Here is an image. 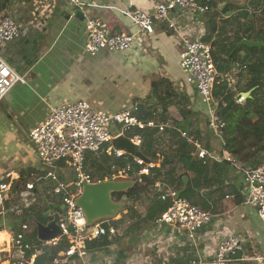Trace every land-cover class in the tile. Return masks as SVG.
<instances>
[{"label":"crops","instance_id":"obj_1","mask_svg":"<svg viewBox=\"0 0 264 264\" xmlns=\"http://www.w3.org/2000/svg\"><path fill=\"white\" fill-rule=\"evenodd\" d=\"M81 1L85 5L77 8V11L83 12V21L71 16L75 6L68 0H11L8 6L15 3L17 16L7 14V9L0 13V17L9 15L22 27L20 39L17 38L20 41L16 42V39L9 43L12 44L11 53L7 58L2 54L1 56L21 78L25 79V83H18L0 105V174L13 172L16 187L8 202L9 214L4 220H0V231L4 229L0 236L18 233L20 226L27 224L31 228L28 239L33 240L37 231L35 223L40 222L36 217L37 203L40 199L44 203L42 214L45 219L51 220L53 215L57 213L60 215L64 210L63 205L59 204L60 199L48 193L52 182L45 179L38 155L27 136L34 127L45 122L53 107L66 102L87 101L109 114L137 107L136 116L140 120H152L167 127L168 133L158 136L156 146L157 153L161 152L165 157L177 154L179 143L177 140L180 136L176 133L185 123L183 115L188 116V111L201 114L197 119L191 120V133L195 134L200 127L202 133L207 134L204 124L208 115L207 105L180 66L184 49L180 35L169 31L167 23L161 21L156 22L153 33H141L138 27L123 15L127 10L153 13L156 6L167 0ZM207 1L211 4L220 3V10L227 5H238L236 8L233 7L234 11L219 20L222 32L214 36V44L218 45L212 47L216 57L222 58L224 55L222 52L220 56V45L224 48L232 47L229 53L237 51L236 54L242 60L250 55L254 56L251 51L237 48V41H241L240 47L244 46L243 41L260 44L259 48L264 46V0L235 2L199 0L200 4ZM173 15L183 32L205 37V15H197L189 10H178ZM86 18L102 20L114 32L136 35L134 46L127 53L101 52L96 56L90 55L86 50ZM256 55L260 57V52ZM223 58L227 59L226 56ZM247 65L246 62H235L225 76L228 79L232 75L236 76L239 90L235 92L237 97L243 96L242 103L251 95L245 92L250 80ZM236 66L240 70L238 73L233 71ZM19 68L26 70L25 74L18 72ZM160 79H165L173 86L175 90L173 94L178 95L176 98L165 103L156 101L152 85ZM124 137L132 140L135 134L134 132L130 136L125 134ZM197 141L201 143L200 140ZM211 143L214 152L210 153L213 157L223 158L224 153H228L223 148L221 140L219 142L212 139ZM201 146L203 147L202 143ZM195 154L196 149L193 155ZM234 157L238 163L236 165L233 163L231 167H236V170L230 173L225 186L216 185L200 193L204 205L199 206L213 215V221L197 232L194 238H190L186 231L175 230L165 224L144 223L147 199L162 193L154 187L143 197L127 201L121 215L112 220L116 224L113 225L112 222V225L116 229L119 228L117 238L128 237L133 240L136 235H141L146 239L131 241L135 249L128 250L127 253L113 245L117 238L109 240L111 244L105 250H88L86 264H105L109 261L141 264L134 258L136 251L143 254L152 253L155 256L154 264H163L164 259H170L169 264H191L204 258H213L220 242L229 236H237L243 242V251L240 254L242 260L238 259L233 264H264V223L257 211L246 204L243 181H239L241 175L239 172L242 169L261 167L262 162L249 157L246 153ZM87 158L90 166L93 160H102V155ZM170 159L177 162L178 157ZM119 160L125 163L120 168L111 167V172H116L112 179H117L115 177L118 171L127 165H131V172L137 169L132 157L115 159L112 162L119 164ZM90 170L96 171L91 168ZM131 172L126 176L127 179L138 178L135 172L133 175ZM72 175L71 170H58L62 182H71ZM102 176L107 178V174ZM156 181L159 182L161 179ZM28 184L34 185V189L29 196L31 198L23 203L19 193H23ZM225 187H229V191L224 192ZM239 197L243 198V202H239ZM31 200L36 201L35 205L30 203ZM47 209L50 211L49 217H45ZM18 210L21 211L20 214ZM136 225L141 228L136 232L130 230V227ZM123 228L125 231L119 234ZM127 245H130L128 239L122 246ZM66 248L60 250L57 255ZM143 260L150 261L146 256ZM70 264L81 262L74 259Z\"/></svg>","mask_w":264,"mask_h":264},{"label":"built area","instance_id":"obj_2","mask_svg":"<svg viewBox=\"0 0 264 264\" xmlns=\"http://www.w3.org/2000/svg\"><path fill=\"white\" fill-rule=\"evenodd\" d=\"M75 9L71 16L75 17L77 8L85 5L81 0H68ZM178 10H189L194 14L205 15L213 12L210 1L200 4L199 0H167L156 6L153 13L143 10H127L123 15L138 27L141 33L154 32L156 22L167 23L168 29L180 35L183 44V53L180 66L186 73L189 82L192 83L203 102L207 105L209 128L216 135H220L221 129L226 123L218 114V100L214 89L217 78L220 76L214 60L213 48L210 43H205L202 36L188 34L179 29L174 13ZM21 25L11 16L0 17V48L12 43L21 35ZM87 41L86 50L96 56L101 52L127 53L136 42V35L114 32L108 25L99 19L86 18ZM24 82L17 72L8 65L0 53V105L7 98L10 91L18 84ZM138 108L109 114L95 108L87 101L66 102L50 109L45 122L34 127L28 139L38 155L41 170L45 173V179L56 183L50 187L48 193L60 199L59 204L64 206L60 214L59 227L61 234L48 242L29 240L30 226L23 224L17 233L8 234L3 241L0 239V264H37L48 248H56L61 244H67L65 251L52 259L50 264H70L74 259L86 264L88 258V243L102 237H113L117 229L110 224L112 220H103L86 227V219L83 210L78 206L77 199L83 191V184H95L109 180L105 176L97 178L87 164L88 153L99 157L107 155L115 159L127 157L126 151L116 147L115 140L125 133L135 129L158 128L160 133L167 129L165 125H158L155 121H142L136 114ZM181 138L193 145L196 153L202 160L216 159L219 162L234 163L229 153H224L223 158L213 157L201 143L187 131L179 129ZM136 148L142 145L139 135L131 140ZM131 156V155H130ZM133 163L140 170L137 177H150L154 171L160 168L165 156L158 152L156 161L144 160L132 156ZM68 169L73 172L74 179L65 183L59 179L58 170ZM132 171L131 165L118 171L117 179H127ZM245 202L257 211L259 218L264 223V166L242 169ZM142 179L140 180V182ZM13 172L0 174V220H4L9 214L8 202L16 187ZM34 185L28 184L26 190L20 193L24 203L31 195ZM155 189L162 190V182H155ZM176 192L168 190L161 193L162 201L172 200L170 208L159 218L157 224H165L175 230L186 231L190 238L213 221V215L201 206L193 204L189 200L177 197ZM20 212L21 211H17ZM2 229L0 232H3ZM1 234V233H0ZM4 235V234H3ZM243 251V242L237 236H229L222 240L211 259H201L191 264H233ZM105 264H127L126 262L109 261Z\"/></svg>","mask_w":264,"mask_h":264},{"label":"trees","instance_id":"obj_3","mask_svg":"<svg viewBox=\"0 0 264 264\" xmlns=\"http://www.w3.org/2000/svg\"><path fill=\"white\" fill-rule=\"evenodd\" d=\"M11 0H0V13L3 12L8 8V4ZM236 0H229V2H235ZM211 4V3H210ZM220 3L213 2L211 6L214 8L213 12H209L205 14L204 16V25H205V37L203 38V41L205 43L212 44V47L214 48L215 41H213L214 36L218 34V32H222V29L220 28V22L219 20L223 19L224 15H228L233 9L232 5H227L222 10H220ZM238 5H235L236 8ZM171 31V30H169ZM219 33V34H220ZM240 42L237 41L236 47L240 49H246L248 51H251L254 56L250 55L246 59H241L239 55L236 54L237 51L229 53L226 51H222L224 54H226L227 59H222L220 57H216V55L213 52L214 60L217 65L218 71L220 76L217 78V82L214 89V94L216 99L218 100V114L220 115L221 119L226 123V127L224 129H221L220 135H217V137L222 141L223 140V146L225 150L233 155H236V149H235V143L237 142L238 137H243L246 135H249L250 133L245 128V124H249V116L251 114H255L256 117H262L264 116V101L261 102V98L258 95L260 91H264V46L263 47H254L250 48L247 46H241ZM221 46V45H220ZM219 47V46H218ZM257 52H260V57L257 54ZM236 54V55H235ZM243 63L246 62L248 65L246 66L248 69V73L251 76L250 80L248 82V88L245 89V92L251 93V95L246 100L245 104L246 107H242V105L236 104L234 107H232L227 112H222L226 106H228L231 102H233L236 98V90L233 91L231 88H229V82L227 78H225L226 74L231 70V67L233 63ZM240 74L238 75V79L240 81ZM239 85V83H237ZM153 89H154V98L156 101L165 103L168 100H171L172 98H176L173 92L175 91L173 86L166 81L165 79L157 80L153 83ZM161 90L159 91V89ZM197 91V89L195 88ZM237 90H239L237 88ZM241 92V91H240ZM198 93V92H197ZM189 115H183V121L185 122L182 126H180L181 130L187 131L190 134L191 133V120L193 118H198L201 116L199 112L192 113L191 111H188ZM187 113V114H188ZM204 121V120H202ZM147 122V121H145ZM204 124L207 128V132L212 134L211 129L209 128V120L205 119ZM202 128L198 127L195 131V139L200 140L203 147L206 148L210 152L213 149V145L211 143V138L208 136H205L202 133ZM257 132H261L262 136L259 137V141L261 143H264V126L258 127ZM135 135H139L142 138V145L140 147H137V150L141 152L144 157L147 160L156 161V155H157V138L160 134L168 133L167 129L164 131V133H160L158 128H151V129H135L132 130ZM130 132V131H128ZM126 132V133H128ZM176 133L175 131H173ZM125 133V134H126ZM179 134V133H176ZM180 136V134H179ZM208 140H207V139ZM178 143V152L173 157H165L164 162L161 164L160 169H156L154 171V175L143 178L140 183L137 184V186L130 190V192L127 194V201H129L132 198H141L145 195V193L155 187V182L158 179H161L162 182V193H166L168 190H171L173 192H181V197L189 200L193 204L196 205H204V202L201 199L200 193L203 190L209 189L211 187H215L216 185H219V187H224L226 179L230 176L231 170H236V167L233 166L232 162L222 161L219 162L216 159H208V160H202L199 158L198 154L193 155L195 152V147L193 145L188 144L184 139L181 138L177 140ZM95 156V155H94ZM93 156V157H94ZM97 157V156H95ZM127 157H132L130 155H127ZM177 162L170 158H177ZM95 159V158H94ZM124 161L119 160L118 166L124 165ZM177 163V164H176ZM87 164L89 165V161L87 159ZM89 168L96 169L102 175L111 172V167L106 166L103 163H100L99 160H93ZM137 169H135V173L138 174V171L140 168L135 165ZM256 168V167H255ZM134 172H131V175L134 174ZM104 173V174H103ZM184 177L189 178V183L185 185L183 179ZM23 191V189H22ZM20 194V193H19ZM123 198V195H115V199L118 201H121ZM144 199V198H143ZM239 202H243V198L239 197ZM147 215L145 218L144 223H155L161 216L170 208L172 205L171 199H166V201H162L160 198V195H157L156 197H153L152 199H147ZM41 223L46 224L47 222H43L39 220ZM125 221V220H124ZM113 225H116L114 221ZM141 227L134 226L130 227V230L136 232V230H139ZM37 231H35V234L33 236V240H37ZM30 240V239H29ZM110 239L108 237H102L101 239L92 241L88 243V250H96V249H106L110 246ZM67 244L63 243L59 247L56 248H48V252L41 257L37 264H50L52 262V259L57 256V253L66 248ZM239 255L238 259H241ZM237 259V260H238ZM236 264V263H235Z\"/></svg>","mask_w":264,"mask_h":264},{"label":"water","instance_id":"obj_4","mask_svg":"<svg viewBox=\"0 0 264 264\" xmlns=\"http://www.w3.org/2000/svg\"><path fill=\"white\" fill-rule=\"evenodd\" d=\"M71 17V16H70ZM68 17V18H70ZM75 17L81 21L84 20L83 12L77 11ZM242 45L247 47H259L260 44L243 41ZM243 96H238L222 111L227 112L236 104L242 103ZM116 147L119 150L126 151L127 154L141 159L147 160L144 155L139 152L135 144L124 136H120L115 140ZM147 178L142 176L141 179ZM139 177L135 179H110L95 184H83V191L81 196L77 199L78 206L83 210L86 227L94 225L96 222L103 220H115L119 217L121 212L126 208L127 194L134 189L141 180ZM185 185L189 183V178L184 177ZM181 192H178L176 199H179ZM115 195H123L121 201L114 199ZM64 208V206H63ZM50 216L49 209L46 210L45 217ZM60 215L59 213L53 215L48 223L43 224L36 222L37 239L40 242H48L58 238L61 234L59 227Z\"/></svg>","mask_w":264,"mask_h":264},{"label":"rangeland","instance_id":"obj_5","mask_svg":"<svg viewBox=\"0 0 264 264\" xmlns=\"http://www.w3.org/2000/svg\"><path fill=\"white\" fill-rule=\"evenodd\" d=\"M14 6H16L15 5V3H13V4H11V6H8V8H7V11H6V13L7 14H11L12 16H14V17H16L17 16V14L15 13V11L17 10V8H15ZM234 7V6H233ZM234 9L235 8H233V9H231L230 11H234ZM3 12H5V11H3ZM2 12V13H3ZM197 15H200V14H197ZM203 17V16H202ZM20 39V38H19ZM19 39H17L16 40V42H18V41H20ZM15 42V43H16ZM14 44V43H13ZM27 44V43H26ZM10 45H12V44H7V45H5V46H3V47H1L0 48V53L4 56V58H7L8 57V55L11 53V51H10ZM232 47H230V48H228V47H225L224 48V46H220V48H219V51H220V56L222 55V51H226V52H228L230 49H231ZM223 56H226V54H224ZM223 56H221L222 58H223ZM223 59H225V58H223ZM232 68V67H231ZM233 71L234 72H236V73H238L240 70H239V67L238 66H236L235 68H233ZM18 72H20L21 74H25V72H26V70H22V69H18ZM249 77H251L250 75H249ZM227 80H228V82H229V88H231L233 91H235V90H237V88L239 89V85L237 84V78H236V76H234V75H232V77L231 78H227ZM236 92H238V90L236 91ZM198 95V94H197ZM259 96H260V98L262 99L261 100V102L263 103V101H264V91H260V93L258 94ZM237 97V96H236ZM238 105H242V107H246L247 105L245 104V103H240V104H238ZM263 107H264V104H263ZM249 124L247 123V124H245V128L247 129V131L250 133L249 135H246V136H243V137H238L237 138V142L235 143V149H236V155H238V156H241L243 153H246V155H248L249 157H251V158H255V159H259L261 162H262V166L264 165V143H261L260 141H259V137L260 136H262V134H261V132H257V128L258 127H261V126H264V116H262V117H256V115L255 114H251L250 116H249ZM211 131H212V134L211 133H208V132H206L207 134L205 135V136H208V137H210L211 138V140L212 139H214V141H219L220 142V140H218L219 138L217 137V135H216V133H214L213 132V130L211 129ZM31 132V131H30ZM30 132H29V134H30ZM133 132L131 131V132H128V133H126L127 134V136H130L131 134H132ZM24 134H26V132H24ZM29 134L27 135V136H29ZM207 139V138H206ZM208 140V139H207ZM222 142H223V140H222ZM203 143V142H202ZM0 144H1V140H0ZM223 148H224V146H223ZM225 149V148H224ZM88 156H91V157H93L94 156V154H92V153H88L87 154ZM231 155V154H230ZM111 158V157H110ZM110 158L107 156V155H105V154H103L102 155V160H100V163H103V164H105L106 166L108 165V167H112V166H115V167H119L120 168V166H118V164L117 163H113L112 162V160H115V158H113L112 157V160H110ZM231 158L232 159H234L235 157H234V155H231ZM234 163H235V165L238 163V161H237V159L235 158L234 159ZM261 166V167H262ZM126 167V166H125ZM233 171H235V170H231V172H233ZM113 172V171H112ZM230 172V173H231ZM94 173V175L97 177V178H103V176L101 175L102 173H100L98 170H96L95 172H93ZM239 174H241L242 175V171L241 172H239ZM113 175H116V172H114V173H108L107 172V178L110 180V179H112V177H114ZM240 175V178H239V181H243V175L241 176ZM74 177L75 176H71V181L74 179ZM242 178V179H241ZM56 186V183H54V184H52V187L54 188ZM223 191L224 192H227V191H229V187H225V188H223ZM19 198H21V200L23 201L24 199L22 198V197H20L19 196ZM31 197H29V198H27V200H29ZM45 200V199H44ZM16 201V200H15ZM14 202V201H13ZM24 203V202H23ZM30 203H32L33 205H35V203H36V201L34 202L33 200H31L30 201ZM42 207H44V203H43V200L42 199H40V202H38L37 203V210H38V212H37V215H36V217H37V219H39V220H41V221H43V222H47V221H50V219L48 218V219H45L44 217H43V214H42ZM110 224L112 225V222H110ZM208 226V225H207ZM119 228H117V230H118ZM125 231V229L123 228V229H120V233L119 234H122L123 232ZM118 233L115 235V236H113V237H111V238H109L111 241H113L115 238H117L118 236ZM9 236L7 235V234H4V235H1L0 236V239H1V241H3L5 238H8ZM140 238H143L144 240L146 239V237L145 236H141V235H136L134 238H133V240L131 239V238H128V237H125L124 239H123V237H119V238H117L116 239V241L113 243V245L115 246V247H117V249H122V252L123 253H127L128 252V250L129 251H132L133 249H135L134 247H133V241H136V240H139ZM129 240L130 241V245H127V246H125V247H123L122 245H123V242L125 241V240ZM132 241V242H131ZM141 253V254H140ZM131 254H132V252H131ZM147 257L148 258V260H150V261H144L143 260V257ZM155 256H153V254L152 253H149V252H147L146 254H143L142 252H140V251H136V253L134 254V258L137 260V262L138 263H141V264H148L149 262L151 263V264H154V261L155 260H153V258H154ZM86 260H88V258L86 259ZM169 262H170V259H164L163 260V264H169Z\"/></svg>","mask_w":264,"mask_h":264},{"label":"clouds","instance_id":"obj_6","mask_svg":"<svg viewBox=\"0 0 264 264\" xmlns=\"http://www.w3.org/2000/svg\"><path fill=\"white\" fill-rule=\"evenodd\" d=\"M20 197H21V196H20ZM180 197H181V196H180ZM114 199H115V196H114ZM121 213H122V212H121ZM120 215H121V214H120ZM120 215H119V216H120ZM241 260H242V259H241Z\"/></svg>","mask_w":264,"mask_h":264}]
</instances>
